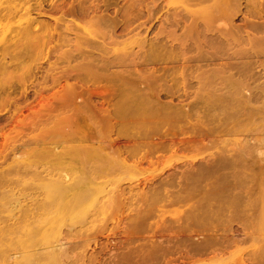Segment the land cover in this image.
Here are the masks:
<instances>
[{"label": "rangeland", "instance_id": "rangeland-1", "mask_svg": "<svg viewBox=\"0 0 264 264\" xmlns=\"http://www.w3.org/2000/svg\"><path fill=\"white\" fill-rule=\"evenodd\" d=\"M6 1L0 264H264V0Z\"/></svg>", "mask_w": 264, "mask_h": 264}, {"label": "bare ground", "instance_id": "bare-ground-1", "mask_svg": "<svg viewBox=\"0 0 264 264\" xmlns=\"http://www.w3.org/2000/svg\"><path fill=\"white\" fill-rule=\"evenodd\" d=\"M7 9H6V15L10 20H13L14 22L19 19L23 14L27 15L29 7L25 5L24 0H7ZM33 24L30 21H27L25 26L21 28V31L23 34L31 35L33 32ZM2 38V37H1ZM50 131V130H49ZM46 133V132H45ZM61 147L59 145L55 146V150L53 152L59 153ZM72 149L78 150L76 147H72ZM16 155V153L14 154ZM59 182H51L47 187H61L58 185Z\"/></svg>", "mask_w": 264, "mask_h": 264}]
</instances>
